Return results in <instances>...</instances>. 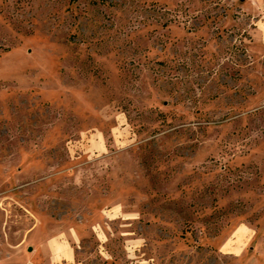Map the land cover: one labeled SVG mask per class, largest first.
Segmentation results:
<instances>
[{"label": "rangeland", "instance_id": "obj_1", "mask_svg": "<svg viewBox=\"0 0 264 264\" xmlns=\"http://www.w3.org/2000/svg\"><path fill=\"white\" fill-rule=\"evenodd\" d=\"M260 16L0 0V260L264 264Z\"/></svg>", "mask_w": 264, "mask_h": 264}, {"label": "crops", "instance_id": "obj_2", "mask_svg": "<svg viewBox=\"0 0 264 264\" xmlns=\"http://www.w3.org/2000/svg\"><path fill=\"white\" fill-rule=\"evenodd\" d=\"M249 6L253 9L254 13L262 15L256 25H263V27L258 28V32L264 36V0H249ZM48 245L51 247L48 248L51 250V256L40 264H72L71 261L74 260L75 255H73L74 253L70 249L71 246L61 240V236L52 237L51 240L47 241V247ZM16 258L15 262L10 261V259L9 261L0 260V264H37L33 260V256L31 257V254H25V256L19 255Z\"/></svg>", "mask_w": 264, "mask_h": 264}, {"label": "water", "instance_id": "obj_3", "mask_svg": "<svg viewBox=\"0 0 264 264\" xmlns=\"http://www.w3.org/2000/svg\"><path fill=\"white\" fill-rule=\"evenodd\" d=\"M31 249H32V248H31ZM31 249H30V250H31Z\"/></svg>", "mask_w": 264, "mask_h": 264}]
</instances>
